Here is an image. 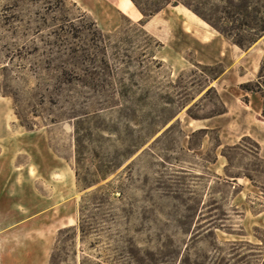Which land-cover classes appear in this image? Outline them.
Here are the masks:
<instances>
[{
    "label": "rangeland",
    "instance_id": "obj_1",
    "mask_svg": "<svg viewBox=\"0 0 264 264\" xmlns=\"http://www.w3.org/2000/svg\"><path fill=\"white\" fill-rule=\"evenodd\" d=\"M66 1L52 13L34 0H0V264H47L57 231L76 225L81 200L100 187L135 206L122 233L134 246L121 245L120 264H133L134 254L143 264H264V160L253 141L221 145L215 130L197 129L222 110L209 86L230 63H198L173 16H164L168 25L160 16L142 21L152 20L143 30L162 44L156 49L134 25L142 16L133 4L123 15L118 0H81L89 13ZM164 1L136 0L143 9ZM178 1L213 19L230 8L228 0ZM249 5L264 14V0ZM236 24L218 26L235 37ZM64 73L69 84L51 81ZM92 85L120 98L103 104ZM75 124L82 178L119 165L86 191L75 180ZM76 250L77 262L97 255Z\"/></svg>",
    "mask_w": 264,
    "mask_h": 264
},
{
    "label": "trees",
    "instance_id": "obj_2",
    "mask_svg": "<svg viewBox=\"0 0 264 264\" xmlns=\"http://www.w3.org/2000/svg\"><path fill=\"white\" fill-rule=\"evenodd\" d=\"M23 1V0H21ZM38 3L43 4L47 10L52 13H58L62 10V7L66 5V0H34ZM134 7L137 9L142 19L136 24L143 34L147 33L143 30V20H147L156 14H158L162 9L171 4V0H165L164 5L157 8H141L136 0H130ZM230 3V8L222 10V17L216 19L210 18L202 14L196 9L191 8L187 3H181L175 0L173 6L182 4L186 11L192 12L191 14L196 15L206 24L224 36L233 45L242 51H247L252 47L259 39L264 36V14H262L259 8L253 10L254 14L248 11L250 5L249 0H240L241 5L235 7L231 5L233 0H228ZM73 7H76L75 3L70 2ZM264 9V5L261 6ZM79 11L77 8H75ZM188 9V10H187ZM86 15L79 13L75 19H83ZM239 17V19H237ZM90 18V17H89ZM202 21V22H203ZM203 22L202 25L206 24ZM228 22L232 25L235 23V30L241 32L237 33L235 37L230 36L225 30L218 26V23ZM90 23L95 26L93 20L90 18ZM98 34L101 32L98 30ZM148 36V35H147ZM150 41L154 44L156 49L161 48L162 44L157 41L154 37L148 36ZM150 60L152 63L161 65L162 63L154 60L155 51L150 53ZM224 72L221 69L213 80L217 79ZM67 74H59L52 76L51 81L59 85H66L71 82L70 78H66ZM99 88V89H98ZM240 90L247 93L259 94L262 98V113L260 119L264 121V55L260 61L257 77L254 81L242 84L239 86ZM94 94V99H99L103 104H108L109 101H113L116 97L120 98V94L112 89L106 91L101 86L92 85L89 88ZM225 113V107L222 105V110L216 115H222ZM94 115L96 113L94 112ZM17 118L20 120V116L17 114ZM88 117V114L86 115ZM28 129L27 127H25ZM96 131H101L100 128H96ZM201 133H205L208 130H198ZM243 141H251L249 138L242 139ZM255 144V143H254ZM220 146L218 141V147ZM256 148L257 145L255 144ZM74 148H75V180L77 188L80 191H86L96 186L100 182L106 180L110 175H112L115 170L118 169L119 165H112L110 167H105L102 169H95L90 173L92 180H87L85 177H81L79 173L80 165V155L83 149L82 138L80 132L74 125ZM113 192L107 191L104 187L96 188L95 190L86 194V196L81 200L77 211L76 225L68 226L59 229L56 234V238L49 254L47 264H120V259L122 253L124 252L123 244L128 243L130 246H134L132 240L123 239V231L127 225L131 224L132 214L134 209V204L130 202H124V197L116 198L112 195ZM79 244L83 248L86 247L88 251L92 250L97 253L93 260L87 257H81L78 262L76 260L77 250L76 246ZM104 249L106 252L111 253L114 256H109L106 260L101 261L99 256L100 250ZM135 250H138L137 248ZM117 256V257H116ZM146 261L153 263V260L146 256ZM133 264H143V259L139 257L138 254L132 255ZM131 264V263H126Z\"/></svg>",
    "mask_w": 264,
    "mask_h": 264
},
{
    "label": "crops",
    "instance_id": "obj_3",
    "mask_svg": "<svg viewBox=\"0 0 264 264\" xmlns=\"http://www.w3.org/2000/svg\"><path fill=\"white\" fill-rule=\"evenodd\" d=\"M80 1L73 0L83 11L89 13V7ZM130 3L127 0H118L115 8L118 13L123 14L131 10L132 3ZM158 16L167 25L171 23L167 19L173 16L176 28H179V32L186 41L193 45L195 59L198 63L208 64L213 59L230 63L209 86L215 89L225 107V113L199 121L201 126L197 129L215 130L221 145H236L242 139L249 138L257 145L259 158L264 160V121L260 119L263 107L262 98L259 94L247 93L239 88L240 85L252 82L257 77L259 64L264 55V47H261L259 43L264 45L262 42L264 36L247 51H242L237 47L232 49L223 46L210 27L202 25L197 19L190 18L183 12L181 5L166 6L153 18ZM151 21L145 23L144 27H147ZM154 29L155 26H151L149 33L161 41L162 34L156 33ZM111 30L110 28L102 29L105 32ZM215 52L218 53L215 55Z\"/></svg>",
    "mask_w": 264,
    "mask_h": 264
},
{
    "label": "bare ground",
    "instance_id": "obj_4",
    "mask_svg": "<svg viewBox=\"0 0 264 264\" xmlns=\"http://www.w3.org/2000/svg\"><path fill=\"white\" fill-rule=\"evenodd\" d=\"M128 1V3H130V1L129 0H127ZM131 4V3H130Z\"/></svg>",
    "mask_w": 264,
    "mask_h": 264
}]
</instances>
